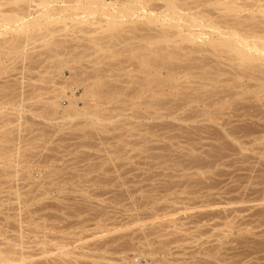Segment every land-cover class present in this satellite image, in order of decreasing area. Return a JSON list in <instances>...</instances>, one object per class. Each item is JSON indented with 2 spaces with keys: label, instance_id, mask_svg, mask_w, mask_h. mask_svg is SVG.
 Returning a JSON list of instances; mask_svg holds the SVG:
<instances>
[{
  "label": "rangeland",
  "instance_id": "rangeland-1",
  "mask_svg": "<svg viewBox=\"0 0 264 264\" xmlns=\"http://www.w3.org/2000/svg\"><path fill=\"white\" fill-rule=\"evenodd\" d=\"M39 1L0 0L4 256L264 264V0Z\"/></svg>",
  "mask_w": 264,
  "mask_h": 264
},
{
  "label": "bare ground",
  "instance_id": "bare-ground-1",
  "mask_svg": "<svg viewBox=\"0 0 264 264\" xmlns=\"http://www.w3.org/2000/svg\"><path fill=\"white\" fill-rule=\"evenodd\" d=\"M163 1H164V0H163ZM216 1H217V0H215V3H216V5H217V4H219V3L221 4L223 0H222V1L219 0V1H218L219 3H217ZM220 1H221V2H220ZM259 1H260V0H258L257 2L259 3ZM46 2H47V1H46ZM225 2H226V1L224 0V3H225ZM232 2H233V1H232ZM252 2H253V1H252ZM44 3H45V0H40L38 4H44ZM67 3H68V2H67ZM92 3H93V2H92ZM97 3H102V0H101V2H100V0H99ZM164 3H165V5H166L165 7H166L167 10L174 9V6H177V4H175V1H174V0H165ZM242 3H243V2H242ZM86 4H87V3H86ZM89 4H90V3H89ZM107 4H108V3H107ZM107 4H106V5H107ZM209 4H210V3H209ZM248 4H249V3H247V4L244 3L245 6H244L243 4H241V5H242V8L245 10V8L247 7L248 9H246V10H249V9L251 10L250 7H253L254 5H256V6L258 5V4L255 3V4H253V6H252V4H250L249 7H248V6H246V5H248ZM80 5H81V4H80ZM90 5H91V4H90ZM92 5H93V4H92ZM99 5H100V4H99ZM241 5L239 4V6H236V7L238 8V11H239V10H240V11L242 10V9H240V6H241ZM37 6H40V5H37ZM47 6H48V5H47ZM78 6H79V5H78ZM82 6H83V5H82ZM103 6H104V5H103ZM103 6H102V7H103ZM163 6H164V5H163ZM243 6H244V7H243ZM256 6H255V7H256ZM259 6H260V5H259ZM259 6H257L256 9H259V8H260ZM66 7H67V6H66ZM86 7H87V6H86ZM92 7H93V6H92ZM105 7H106V6H105ZM105 7H103V8L105 9ZM127 7H129V6H127ZM136 7H137V6H136ZM177 7H178V6H177ZM258 7H259V8H258ZM262 7L264 8V6H261V8H262ZM46 8H47V7H46ZM77 8H78V7H77ZM90 8H91V7H90ZM100 8H101V7H100ZM122 8H123V7H121L120 10L124 11ZM138 8H139V7H138ZM163 8H164V7H163ZM181 8H182V7H181ZM56 9H57V8H56ZM61 9H62V8H61ZM87 9H88V8H87ZM124 9H125V8H124ZM144 9H145V8H144ZM175 9H176V8H175ZM183 9L185 10V7H183ZM58 10H59V9H58ZM65 10H66V9H65ZM110 10H111V9H110ZM105 11H106V10H105ZM179 11H180V10H179ZM240 11H239V13H240ZM259 11L261 12V9H260ZM262 11H263V10H262ZM42 12H43V11H42ZM44 12H45V11H44ZM47 12H49V9L47 10ZM88 12H89V11H88ZM106 12H108V10H107ZM113 12L117 13L118 11L116 12V10H113V11L111 10V12H109V14H113ZM161 12H162V11H161ZM163 12H164V11H163ZM166 12H167V11H166ZM174 12H175V11H174ZM257 12H258V11H257ZM260 12H259V13H260ZM22 13H23V12H22ZM22 13H20V14H22ZM115 13H114V14H115ZM118 13H119V12H118ZM177 13H178V11H177ZM197 13H198V12H197ZM200 13H201V11H200ZM261 13H263V12H261ZM20 14H18V15H20ZM23 14H24V13H23ZM174 14H175V13H174ZM174 14H173V15H174ZM181 14H183V13H181ZM181 14L179 13V14H175V15H177L176 17H177L178 19H180V17H181L180 15H181ZM263 14H264V13H263ZM263 14H262V16H263ZM15 15H16V14H15ZM87 15H88V14H87ZM105 15H106V14H105ZM186 15H187V14H186ZM12 16H14V15H12ZM21 16H22V15H21ZM21 16H20V17H21ZM110 16H113V15H109V17H110ZM114 16H115V15H114ZM114 16H113V17H114ZM125 16H126V14H125ZM178 16H179V17H178ZM198 16H200V15H198ZM201 16H202V15H201ZM204 16H205V15H204ZM204 16H203V17H204ZM221 16H222V15H221ZM9 17H10V16H9ZM41 17H42V16H41ZM172 17H175V16H172ZM185 17H186V16H185ZM191 17H193V16H191ZM191 17L189 18V23H190L192 26H194L195 23H196V26H198V23H199V21L202 20V17H201V19H199V20L196 19V18H191ZM5 18H7V17H5ZM16 18H17V16H16ZM35 18H36V16H35ZM111 18H112V17H111ZM182 18H183V17H182ZM10 19L13 20L14 18L11 17ZM18 19H19V18H18ZM262 19H264V18L262 17ZM16 20H17V19H16ZM114 20H115V19H114ZM114 20H112L111 22H106V23H109L108 26L111 27V25H113L114 22H115ZM120 20H121V19H120ZM120 20H119V21H120ZM35 21H36V20H35ZM109 21H110V20H109ZM113 21H114V22H113ZM175 21H176V20H175ZM196 21H197L198 23H197ZM226 21H227V20H226ZM33 22H34V21H33ZM97 22H100V21H97ZM187 22H188V21H187ZM31 23H32V22H31ZM115 23H116V22H115ZM226 23H227V22H226ZM29 24H30V23H29ZM32 24H33V23H32ZM121 24H122V21H121ZM121 24H120V25H121ZM104 25H107V24H104ZM116 25H119V23L116 24ZM199 25L201 26L202 24H199ZM214 25H215V24H213V25L211 24V26L214 27V29L211 28L210 25H209V26H210V28H211L212 30H214V32H216L215 30L218 29V26L216 27V26H214ZM101 26H102V24H101ZM192 26H191V27H192ZM106 27H107V26H106ZM206 27H207V25H206ZM215 27H216V29H215ZM219 27H220V25H219ZM107 28H108V27H107ZM189 28H190V27H189ZM201 28H203V26H202ZM204 28H205V26H204ZM185 29H186V28H185ZM232 29H233V28H232ZM220 30H221V32H222V29H220V28L217 30V32H218V33H221V32H219ZM228 30L231 31V32L228 31L229 33H228V36H227V37H224V38H220V37H219L218 40L216 41V42H217V45H218V46H225V47L228 48L229 50L234 51L237 55H239V56H241V57H245L246 54L244 53V51H243V49H242V46H241L240 44L236 43V41H235V42L233 41V40H235V38H237V36L240 34V33L237 34L239 31H237V29H236V31H237V33H236L235 31L232 32V31L235 30V29H233V30L228 29ZM201 32H202V31H201ZM217 32H216V33H217ZM254 32H255V31H254ZM254 32H253V34H254ZM202 33H203V32H202ZM218 33H217V34H218ZM205 34H206V33H205ZM205 34H204V35H205ZM222 34H223V33H222ZM222 34H221V35H222ZM255 34H257V33H255ZM219 35H220V34H218V36H219ZM250 35H251V34H250ZM257 35H258V34H257ZM259 35H260V34H259ZM259 35H258V38L254 37L255 40H256V39H257V40L260 39L259 37H261V36H259ZM251 36H253V35H251ZM251 36H250V37L248 36V37L251 38ZM255 36H256V35H255ZM254 38H253V39H254ZM253 39L251 38V40H253ZM248 40H249V39H248ZM259 41H260V40H259ZM147 43H148V42H147ZM149 44H150V43H149ZM141 45H142V44H141ZM135 47H136V46H135ZM140 47H141V46H140ZM132 49H133V48H132ZM136 49H137V48H136ZM55 102H56V101H55ZM51 103H52V102H51ZM54 104H55V103H54ZM51 105H52V106H55V105H53V103H52ZM55 107H56V106H55ZM24 259H25V257H21V258L19 257V260H17V259L15 260V258L13 259V258H11V257H5L4 254L2 253V251H0V264H24L23 261L26 260V259H25V260H24Z\"/></svg>",
  "mask_w": 264,
  "mask_h": 264
},
{
  "label": "built area",
  "instance_id": "built-area-1",
  "mask_svg": "<svg viewBox=\"0 0 264 264\" xmlns=\"http://www.w3.org/2000/svg\"><path fill=\"white\" fill-rule=\"evenodd\" d=\"M138 263H140V262H138Z\"/></svg>",
  "mask_w": 264,
  "mask_h": 264
}]
</instances>
